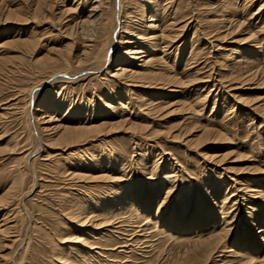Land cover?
Instances as JSON below:
<instances>
[{
  "label": "rangeland",
  "instance_id": "374dc122",
  "mask_svg": "<svg viewBox=\"0 0 264 264\" xmlns=\"http://www.w3.org/2000/svg\"><path fill=\"white\" fill-rule=\"evenodd\" d=\"M94 1L0 0V55L7 57L5 65L3 64L5 70L0 73V152L6 153L0 156V216L9 215L6 224L8 226L7 233L1 235V237L3 236L1 238L3 243L0 246V264H15L13 260L15 256L18 264H66L67 259L74 262L78 261L77 263L80 262V264H179L186 256L194 264L199 263L200 251H194V239L168 240L162 236L160 240H158L159 236L149 237V239L147 236L149 230L143 226L144 221L141 218L132 221L123 218L118 219L120 223L115 224L114 233L107 231V229L110 230V226L107 227V225L99 227L90 224L81 227L77 225V222H73L72 215L77 211L79 212L78 205L81 206V203L87 205L86 208L88 209L86 211L95 210L98 212L103 204L119 194L122 185L134 183L143 186V184L150 182L148 179L149 169L152 170L155 163H158L155 179L152 180L155 186L146 193L142 190L138 196V198L141 196L146 197L149 194V196H154L152 198L154 202L152 213H155L163 202V198H165L171 186L176 184L178 186L175 188L169 203H165L160 208V210L165 211L167 216L175 213L174 226L175 224L181 226L184 221L189 224L193 216L198 213L206 214V221L209 215L213 217L221 216L222 213L218 212L219 210L213 212L211 210L213 208L208 205L214 200L222 204L225 195L229 194L231 199H235L230 204H236L235 202H237L232 211H238V208H241V210L234 219L236 220L234 221L236 227H233L229 233L231 235L226 241L227 246L235 251L240 250V253L246 258L249 257V254H247L245 248L248 249L249 253L256 254L257 252L259 264H264V262L261 263L264 261V238H261V234L256 233L259 232L258 221L260 218H264V204L259 205L260 200L256 199L259 200L257 206L260 211L256 215H251L250 207L254 205L253 198L247 196L248 194L244 193L240 187L256 184L263 186L264 184V110H262L264 109V72L250 80L246 79L248 76L244 79L241 78L242 80L235 78V75L228 76L232 72L236 74L246 70L242 63L245 58L251 57L252 54L251 51L250 56L247 53L252 48L249 45L250 40L247 39L248 32L253 28L256 31L261 29L259 25L263 23L254 22L252 26L244 24L239 30L235 28L231 34H229V31L234 25H228L214 31L221 34V37L219 36L220 38L218 37L217 40L213 37L212 40L215 44L222 45L224 49L221 50L218 46L203 49L200 52L199 61L194 63L195 66L192 67L193 64H191L189 58V51L193 45L191 36L192 32L195 31V27H192V25L200 24L196 33L199 34L202 30L206 35V37L202 36L201 41L203 39L206 41L207 37L215 34L210 33V31L217 28L218 25L213 24V27L207 25L213 23L214 19H220V14H223L224 6L223 3L217 2L219 0H158V11L162 15H167L168 18L171 17L172 10H175V8H177L176 16L189 14L182 18L184 21L179 23L182 25L186 20L191 25L190 33L177 43L181 46V49L178 50L179 62L175 68L178 70L177 72H180L185 84L189 79L193 80L192 76L187 75L188 73L200 70L198 73H193V76L196 74L195 77L198 78L192 81H196L193 85L178 84V87H171L180 92L181 89L190 92L188 96L187 92L182 95L173 92L168 93L173 96L167 100H170L171 104H175L173 105L174 108L179 106L180 110L178 108L173 112V107H169L162 111L164 114L157 112V114L147 117L146 110H143L145 106L141 108L144 112L135 106L137 105V96L143 94L146 98H157V101H160L163 98L158 93L165 92L155 87H136L135 85L127 87L121 84L120 88H116V90L118 89L117 92L111 93L112 86L117 83H115L113 77L106 73L105 67L100 71L93 69L82 73L71 71L67 72V75L58 73L56 75L57 81H51L48 86L34 90L35 94L39 93L36 95L35 105L41 103L44 98L50 97V106H52L50 111L55 112L57 118H59L58 123H64L68 118V114L72 110L69 111L68 109L70 104H83L82 111L85 116L88 114L91 117H94L95 114L96 116L99 115L102 106L101 98L110 95L116 103L118 96H121V101L125 103L131 102L128 108L120 109L121 112L127 113L132 121L136 120L139 123L151 122V126L137 130L128 129L129 125L126 124L116 125L117 127L106 125L105 128H102L103 131L93 133L86 140L81 141L80 144L49 148L51 152L49 159H38L37 164L35 162L36 171L41 176L40 185L38 184L35 194L26 199L32 223L29 222L28 216L26 217L21 207L18 206V196L27 191L31 183V176L25 170L27 167L20 157L29 147L33 135L34 137L37 135L34 125L31 126L26 114V106L30 99L28 94L34 84L39 83L41 79L55 69L70 65L65 60V55H71V62L75 63L78 60L82 48L80 44L82 39L76 33H69L68 35L71 34V36L67 35L68 21L82 11V13L88 12ZM146 1L148 0L126 1L129 3V11L132 12L131 18L133 19H130L133 20L134 28L142 26L141 14L138 9ZM235 2V10L238 12V16L244 20L250 18V14L256 12L264 3V0H235ZM109 3L114 10H119V0H109ZM167 6L168 10L165 11L164 9ZM191 15L193 17L189 19L188 17ZM176 28L178 26H175L172 31H178ZM117 34L115 32L114 38L117 37ZM12 36L13 38H18V36L28 38L31 36L36 40L30 44H7ZM263 36L264 33L260 36L262 40L264 39ZM73 39L77 42H74L72 49L71 41ZM199 46L196 49H199ZM172 48H175V45ZM58 51L63 52V55L59 54ZM114 51L119 53L120 50L116 46ZM175 52H177V49L167 59V62H162L163 71L167 73L171 71ZM257 56L259 57L260 67L263 68L264 41L263 47L258 51ZM118 64L120 63H115V65ZM68 74H73L74 77L68 78ZM67 80H73L72 82L75 83H71L69 87L65 83ZM66 85L68 94H66L64 103L56 111L55 108L59 105V103L56 104L58 97H62V94L58 95L62 91H60V86ZM130 88L131 90H129ZM211 88L213 90L210 92L209 97L206 101L203 100L205 102L204 108H202L203 101L193 105L190 109H187L188 105L183 106L188 104L185 99L189 97L190 101L201 99L208 94V90ZM257 105H261V108H256ZM31 106V108H34L33 104ZM132 106L135 109H132ZM199 109L202 110L198 111ZM153 129L159 130V133H152ZM205 129H209L207 130L209 132ZM181 131L183 132L181 138L175 139L172 136L173 134H179ZM218 131L222 133L221 136ZM41 135L46 138L45 132H42ZM185 138H193L194 141L187 143ZM12 148H15L16 153L10 154L9 151ZM162 149L174 153V157L183 165L180 168L182 171L179 169L177 179L168 177L169 171L177 164L175 159L170 156L171 154H164ZM84 153H87L90 157L97 154L101 162L94 165L95 163L91 164L90 159L86 160L91 167H79L81 168L80 171L87 176L71 179L63 171L71 168L72 162L76 163L80 160L81 163H84L85 159L81 160L80 157ZM110 153L114 154L113 157L109 156ZM42 154L45 155L46 153L43 152ZM206 154H214L216 159L213 162H208L205 160ZM114 157L117 160L110 164L109 160ZM84 158H87V155H84ZM107 165H110V167ZM147 167L148 170H146ZM139 168L145 169L146 172L143 173L145 170L141 171ZM124 170H130L129 177L127 176L126 179L128 181H118L115 176L119 178L118 176H121ZM24 172L27 178L23 185L16 177L18 178ZM27 174L29 175L27 176ZM103 174L104 176H101ZM232 176H238L242 182L235 184V181L231 179ZM14 181L17 182L14 183ZM9 186H16L15 188L18 187L19 191L14 188L17 192V200L13 199L7 203V200H1V197ZM233 194L235 196H232ZM190 195H192V200L188 203L187 200ZM186 210L188 213L185 215ZM153 220H156V218L154 217ZM167 220L168 218L165 216L162 222H167ZM162 222L160 225L158 224L159 227H163ZM152 224H150L151 227H153ZM86 227L89 232L85 233L84 237L90 241L86 238L85 241H77L75 236L71 235L73 232L83 234L80 228ZM152 229L157 231L156 227ZM23 237L24 240L21 242ZM148 240L150 243H154L153 247H149V244L145 243ZM86 241L88 242L86 243ZM89 242L96 246V248H93L94 252L99 250L100 253L102 252L100 256L97 253L94 254L95 256L90 254L93 252L91 249L93 246L90 248ZM123 244H125V247H120ZM13 251L15 254L11 255ZM83 256L85 261L80 259ZM61 257L66 262L62 261L61 263L59 261ZM241 259L245 258L241 257ZM215 260H218L219 263L220 257H216Z\"/></svg>",
  "mask_w": 264,
  "mask_h": 264
},
{
  "label": "bare ground",
  "instance_id": "6f19581e",
  "mask_svg": "<svg viewBox=\"0 0 264 264\" xmlns=\"http://www.w3.org/2000/svg\"><path fill=\"white\" fill-rule=\"evenodd\" d=\"M126 1L127 0H119V10H116V9L114 10L113 6L110 5L109 0H95L93 2V4L91 5V8L89 9L88 12L82 13L83 12L82 11L77 16H74L71 19H69V21H71L72 23L74 22V23L72 24L71 22L69 23V21H68V25H67L68 27L66 26L68 29L67 35L69 33H71V34L76 33L82 39V41L80 43L82 48L80 49V54L78 56L79 57L78 60H76L75 63L71 62L72 61L71 55L70 54L65 55L66 56L65 60L68 63H70L69 66L64 67V68H60V69H55L49 75H47L46 77L41 79L39 81V83L36 82L37 84L36 85L34 84V86L30 89V92L28 94L30 99H29L28 105L26 106L27 107V109H26L27 113L26 114L28 115L27 118L29 119L31 126H32V124L34 125L33 127H35V129H36L37 135H35V137L33 135L32 141L29 143V147L26 148V150L23 152L24 154L22 153L23 155L20 157V159L25 162V165L27 167L25 170L28 171V173L31 176V183H30L29 189L27 191L23 192L22 194H20V196H18L19 197L18 206L21 207V210L24 212V215L26 217L28 216L27 219L29 220L30 223H32V217H31L30 211L28 210L26 199L28 197H31L32 194H35V192L38 188L39 180H41V176L36 171L37 169L35 167L36 166L35 162L38 159L48 160L49 155L51 153L49 148L58 147V146L60 147L61 145L71 146V145H75V144L76 145L80 144L81 141L86 140L88 137L93 135V133L101 131L102 128L106 125H112V126L117 127L116 125L119 126V125L126 124V125H129L128 129L132 128V129H137V130L151 126V124H150L151 122L150 123H142V122L139 123L136 120L132 121L131 117H128L127 113H123V111L121 112V109L122 108L123 109L128 108V106L130 105L131 102L129 101V102L125 103V102L121 101L122 98H121V96L119 97L118 95H117L118 96L117 103H116L115 99L112 100V97L110 95L107 97L101 98V102H102L101 112L97 116L95 114L94 117H91L89 114L85 116V114L82 111V109H83L82 105L83 104H76V105L70 104L68 109H69V111L71 109L72 110L70 113L68 112L69 113L68 118H66L64 123H58L57 121L59 118H57L54 111L53 112L50 111V110H52V106H50V97L44 98L41 103L35 105L34 103H36V100H37L36 95H38L39 93L35 94L34 90H36L37 88L48 86L51 81H57L56 75L58 73L67 75V72H71V71L72 72L74 71L75 73H79V72L82 73L83 71H89L92 69L100 71L101 69H103V67H105L104 70H106V73L109 76L113 77V80L115 81V83H117L115 86H112V88L110 90L111 93L117 92L118 89L116 90V88H120L121 84H123L127 87L131 86V85H135L136 87L137 86L138 87L145 86V87H153V88L155 87V88L161 89L162 91L165 92V93H162V92L158 93L161 95L160 97L163 98V99H160V101H157V98H146L145 95H143V94H139L137 96L138 97V98H136L137 99V105H135V106H137L140 110H142L141 108L143 106H145L143 108V110L144 111L146 110L145 114L147 115V117L148 116L150 117L151 115L157 114V112H160V114H161V112L164 111L165 109H168L169 107L172 108L173 105H175V104H171L170 100H167L169 97L173 96V95L168 94V93L173 92V93L182 95V94L187 92V91H185V89H181V92H180L179 90H176L175 88H171V87H173V86L178 87V84L179 85L185 84L183 77L180 75V72H177L178 70H176L175 66L179 62L178 50L181 49V46L177 43L180 39H182L184 36H186L187 34L190 33L189 30H190V25H191V24H189V22H186V20H185L184 24H182V25H180L179 23L184 21V20H182V18L186 17L189 14H184L182 16L181 15L176 16L177 8H175V10H172L173 12L170 10L172 12L171 13L172 15L170 18H168L167 15H162L158 11V3L161 0H159V1L158 0H148L144 4L140 5V7L138 9L139 13L141 14V19H142L141 25L142 26H140L138 28H134L135 26L133 25V20H131V19H133V18H131L132 12L129 11V8H130L128 5L129 3ZM132 1L134 2L135 0H132ZM217 2L223 3L224 10H223V14L222 15L220 14V19H214L213 23L212 22L208 23V25H207L208 27H213V24L218 25L217 28L212 29L210 31V33H215L214 31H217V30H219L223 27H226L228 25L229 26L234 25V27H232V29L230 28V31H229L230 33L226 31L227 33L231 34V32H233L235 30V28H238V30H239V28L244 24L245 25L248 24V26H252L254 24V22L255 23L256 22L263 23V24L259 25L261 27V29H259L257 31L254 28L251 30L249 29L250 31L248 32L249 35H248L247 39L250 40L249 45H251L252 48H251V50H248V51L246 50V51L249 54V56H250V51L252 54H251V57H247L245 59L243 58L245 61L242 64L244 65L246 70H243V71H241V73H236V74L234 72H232V73H230V75H228V76L235 75V78H237V79H241V78L244 79L245 77L248 76L246 79H249V80L253 79L257 75L259 76V74L261 72H264V69H263L264 67L263 68L260 67L259 57L257 56L258 51L261 50V48L263 47V41H264V39L262 40L260 38L262 33H264V11H263L264 3L261 4V7L256 12H253L250 14L251 15L250 18H248V19L245 18L243 20L241 17L238 16V12L235 10L236 9L235 8V6H236L235 0H219ZM165 6H164V8H165ZM167 8H168V6L164 10L165 11L168 10ZM192 17H193V15L189 16L188 18L190 19ZM172 19H173V21H172ZM178 20H179V22L176 23V21H178ZM248 20L250 21L249 22L250 24L248 23ZM209 24H211V26H209ZM199 25H200L199 23L192 25V27H195V31L192 32L193 34L191 36L192 42L190 41L193 45L189 51L190 52L189 58L191 60V64H193L192 67L195 66L194 63H197L199 61L200 52L203 49H205L207 47L211 48L212 46H218V47H220L221 50L224 49L222 47V45L215 44L214 41L212 40L213 37L215 40H217L221 37L220 36L221 34H219L217 32L215 34H212L211 36L207 37L206 41L204 39H203V41H201L202 36L206 37V35L202 30L199 32V34L196 33V30L199 28ZM219 25H221V26H219ZM175 26H178V28H176L178 31L174 32V31H172V29ZM170 29H171V31H169ZM89 31H91V32H89ZM115 32H117L118 34H117V37L114 38ZM71 34L68 36H71ZM71 38H73V37H71ZM75 38H76V36H75ZM262 38H264V36ZM35 40L36 39L34 37H31V36H29L28 38H23V37H19V36H18V38H16V37L13 38V36H12V38H10V40H8L7 44H12V43L30 44V43H34ZM75 41L76 40H74V39H73V41H71L72 49L74 47ZM174 45H175V48H172ZM6 46H8V45H6ZM116 46L120 50L119 53L117 52L118 50L114 51V48L116 49ZM198 46L200 48L196 49ZM175 49H177V52H175L176 55H175V59L173 61V66H172L173 68L171 67V71L167 73V72L163 71L164 69H162L163 66L161 64H162V62H167V59L171 56V54L172 53L174 54ZM112 51H114V52H112ZM58 52H59V54L63 53L61 51H58ZM6 58L7 57L0 55V73L3 70H5L4 65H5ZM241 60H242V58H241ZM117 62L120 64L115 65V63H117ZM239 65H241V64H239ZM165 66H167V65L165 64ZM237 66H238V64H237ZM252 69H253V71H252ZM262 69H263V71H262ZM199 70L200 69L195 70V71L191 70L192 71L191 73L187 72L188 73L187 75L190 77L192 76L193 80L189 79V81L185 84V86H188L190 84L193 85V83L196 82V81L192 82V81H194V79L195 80L198 79L197 77H195L196 74H195V76H193V73H196V72L198 73ZM249 71H252V72L250 73ZM171 72H173V73H171ZM247 73H249V74L245 75ZM72 75L68 74V78L74 77ZM72 81L67 80L65 83L68 84L70 87L71 83H75ZM137 82H140V83H137ZM243 82H245V81H243ZM129 90H131V88ZM182 90H184V91H182ZM212 90H213V88L208 90V94L201 99H193L191 101L189 99L190 97L185 99V101L188 102V104H186V105L184 104L183 106L188 105L189 107L187 109H190L191 107H193V105L198 104V102H202L203 100L206 101L207 97H209V94ZM60 91H61V93L60 92L59 93L57 92V93L59 96L62 94V97L61 96L58 97L56 104L59 103V105L55 108L56 111L59 110L60 105H62V103H64V101L66 99V94H68L67 85L63 86V87L60 86ZM188 91H190V90H188ZM189 93L190 92H187V96L189 95ZM116 94H118V93H116ZM32 101H34V102H32ZM204 101L202 104V106H203L202 108H204V105H205ZM32 104L34 105L33 106L34 108H31ZM14 105H17V104H14ZM261 105H257L256 108H258V107L261 108ZM138 108H136V109H138ZM173 108H172V111L177 110L178 108L180 110L179 106L178 107L176 106L174 109ZM132 109H135V108L132 106ZM200 110H202V109H199L198 111H200ZM262 110H264V109H262ZM168 112H169V110H168ZM145 121H146V118H145ZM207 130H209V129H205V131H207ZM210 131H213V130H210ZM40 132H41V134H42V132L43 133L45 132L46 138H43V136L40 134ZM207 132H209V131H207ZM152 133H159V130L153 129ZM218 133L220 134V136L222 135V133L220 131H218ZM170 135H172V134H170ZM182 135H183V132L181 131L179 134L178 133L173 134L172 136H174L176 139V138H181ZM199 138H201V137H199ZM186 140H187L186 141L187 143H191L194 141L193 138H189ZM9 152H10V154L16 153V150H15V148H12V150H10ZM43 152L46 154L45 155L42 154ZM162 152H164V154H171L170 156L173 159H175V161H176L175 163L177 165L176 166L174 165L175 167H173L172 170L169 171L168 177H170V178L174 177L175 179H177V177L179 176V172L181 170L180 168L183 165L180 163V161L176 157H174V155H175L174 153H170L164 149H162ZM74 153H76V152H74ZM5 154H6L5 152H2V151L0 152V156L5 155ZM42 155H44V156L41 157ZM84 155H87V158H84ZM84 155H82V156L80 155L81 160L85 159L84 163H81L80 160L77 161L76 163L72 162L71 168L65 169L63 171V173H66V175H68L71 179L72 178L73 179L74 178H77V179L82 178V177L87 176V175H85L84 173H82V171H80L81 168L82 167H91L90 165H88L89 164V162H87L88 159L91 160L90 161L91 164L95 163L94 165H97V164H99V162H101L99 160L97 154H94L91 157L88 156L87 153H84ZM113 155L114 154L110 153L109 156L113 157ZM143 156H145V155H143ZM215 156L216 155H214V154L213 155L212 154H206L205 160L208 162H213L214 159H216ZM17 159H19V158H17ZM108 159H110V158H108ZM116 160H117V158L114 157L111 160H109V163L110 164L112 162L114 163ZM16 161L20 162L19 160H16ZM37 162H36V164H37ZM218 162H219V160H218ZM79 166H81V168ZM107 166L110 167V165H107ZM112 169H114V168H112ZM140 169H141V171L145 170L143 168H139V170ZM157 169H158V163L157 164L155 163L153 165L152 170L149 169L150 175H149L148 179L150 180V182H148L145 185L143 184V186H140V184H134V183L128 184V185L127 184L122 185L120 188L121 190H119V194H116L114 197L110 196L113 198H110V200L107 203L103 204L99 208L98 212H96L95 210H87L86 211V209H88V208H86L87 205H85V204L82 205V203H81V206L78 205L79 212L77 211L76 213H74L72 215L73 222H77V225H79L81 227H84V226L90 225V224H93L94 226H99V227H103L104 225H107V227L110 226V228H109L110 230L107 229V231H109V233H114V229L116 228L115 224L120 223V220H118V219L123 218V219H128V220L132 221L134 219L141 218V220L144 221L143 226H145V228L147 230H149L147 233L148 238L159 236L158 240H160L161 236H162L163 238L168 239V240H174V239L175 240L176 239H182V240L183 239L184 240L190 239L191 240V239H194L193 241L195 244V248H194L195 250L194 249H191V250L200 251L199 254L201 257V258H199L200 262L196 263V264H210V263H212V264H226V263L231 264L232 263L233 264V263H238V262H240L241 264H259V260H258L259 256L257 255V252H256V254L249 253L248 249L245 248V250H247V254H249V257L246 258V257H244V255L242 253H240L241 252L240 250L235 251L233 248H228L229 246H227L226 241H227L228 237L231 235V234L229 235V233L232 231L231 229H233V227H236V224L234 222L236 220H234V219L239 214V212L241 210V208H238V211L237 210L232 211V208L234 207V205L237 204V202H235L236 204L233 203L231 205L230 203L235 201V199H231V196L229 197V194L225 195L222 204H219L217 201L215 202V200L212 203L209 202L210 204L208 206L213 208L211 210H213V212H214V210L215 211L219 210L218 212L222 213L221 216L213 217V216L209 215V217L206 221L205 219H206L207 215L206 214L204 215L203 213H201V214L198 213L195 216H193V218L191 219V222L189 224L184 221L181 226L176 225V224L174 226L173 220L176 219L175 213H172L169 216H167L165 211L163 209L160 210V208L165 203H167V202L169 203V201H170V199H171V197L175 191V188L178 186L176 184V185L171 186V188L167 191L165 198H163V202L156 209L155 213L154 212L152 213V209L154 207V202H153L152 198L154 196L153 197H152V195L149 196L150 194L146 197L141 196L140 198H138V196L140 195V192L142 190L144 193H146V192L150 191L149 190L150 188L155 186V184H153L154 182H152V180L155 179L154 177L156 175L155 173H156ZM139 170H138V172H139ZM146 170H148V167ZM146 170L143 173H145ZM25 172L22 173L21 175H19L18 178L16 177V179H18L20 181V183L23 185L25 184L26 178H27L26 177L27 172L26 173ZM67 172H69V173H67ZM122 172H123V174H121V176H118L119 178H117V176H115L116 179L118 181H128L126 179H127V176L129 175L128 173H130V170L129 171L124 170ZM138 172H136V173H138ZM29 174H27V176ZM101 176H104V174ZM86 178L88 179V177H86ZM16 179H14V180H16ZM231 179L233 181H235L234 182L235 184L242 182L238 176H234V177L232 176ZM16 182L17 181H14V183H16ZM15 187L16 186H9L4 191V193L2 194L3 198L1 197V200L5 199V200H7L6 202L8 203V202H11L13 199H16V197H17L16 191L18 190L17 189L18 187L17 188H15ZM240 187L242 188L241 190L244 193L248 194L247 196L253 198L254 205H252L250 207L251 208V215H256V213H259V211H260L258 209V206H257L259 204L258 201L260 200L259 205L264 204V188H263L264 184H263V186L260 184H256L253 186L252 185H245V186H240ZM14 188L16 189V191ZM176 191H178V190H176ZM232 196H235V195L233 194ZM191 197H192V195L189 196V198L187 200L188 203L191 202V200H192ZM256 199H259V200H256ZM187 213H188V211L186 210L185 215ZM8 216L9 215H6V214L0 216V246L3 243L2 239H1L3 236L1 237V235H4V233H7L8 226H6V224L8 223V220H9ZM165 216L168 218V220H167V222L163 223L162 221H164ZM154 217L156 218V220H153ZM231 220H233V221H231ZM150 222H152V223L154 222V223L152 224ZM161 222L163 223L162 224L163 227L158 226V224L160 225ZM131 223H133V222H131ZM236 223H239V222H236ZM150 224H152L153 227H156L157 231L153 230L152 229L153 227H151ZM257 225H259V232H256V233L261 234V238H264V218L263 219L260 218ZM80 229H81L83 234H81V233L77 234V232H73V233H71V235L75 236L77 241H85L86 237H84V234L88 233L89 231H87V227L86 228H80ZM142 229H144V228H142ZM101 238H102V236H101ZM23 240H24V237L21 239V242ZM74 241H76V240H74ZM88 241H90V240H88ZM88 241H86V243ZM145 243H147V245L149 244V247L154 246V243H150L149 240L146 241ZM145 243H143V244H145ZM245 244L248 245L247 243H245ZM83 245H84V243H83ZM89 245H90V248H91V246H93L91 248L93 251L92 253H90L91 255L95 256L94 254H96V253L99 256L101 255L102 252L100 253L99 252L100 250L94 252L93 248H96V246L94 244L90 243ZM89 245H88V247H89ZM124 245L125 244H123V246H120V247H125ZM116 248H114V249H116ZM111 250H112V248H111ZM17 251H19V250H17ZM14 254L15 253L13 251L11 253V255H14ZM199 254H197V255H199ZM218 256L220 257L219 263L217 262L218 260L217 261L215 260L216 257H218ZM241 257L245 258V259H241ZM80 259H81V261L82 260L85 261L84 256ZM13 260H14L15 264H18L16 256L14 257ZM59 261L61 263H62V261L66 262L65 259L62 260V257L60 258ZM77 262H74L72 260L67 259L66 264H80V262L79 263H77ZM263 262L264 261H262L261 263H263ZM179 264H194V263L191 262L188 259V257L186 256L184 259H182L181 262H179Z\"/></svg>",
  "mask_w": 264,
  "mask_h": 264
}]
</instances>
